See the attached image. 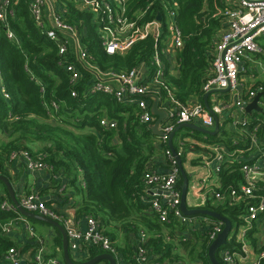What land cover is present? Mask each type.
I'll return each mask as SVG.
<instances>
[{"label":"trees","instance_id":"trees-1","mask_svg":"<svg viewBox=\"0 0 264 264\" xmlns=\"http://www.w3.org/2000/svg\"><path fill=\"white\" fill-rule=\"evenodd\" d=\"M53 1L61 8L66 21L85 32L82 43L90 62L102 70H150L152 37L135 42L125 54L109 55L96 32L91 14L81 12L75 6L76 0ZM226 6L224 0L126 2V16L137 22L152 20L159 13L165 25L167 11H174V20L184 44L174 53L177 72L173 74L169 71L170 65L166 62L165 77L170 89L182 100L202 94V84L211 70L216 33L224 26L223 10ZM13 13L9 18V28L16 40L8 39L5 28L0 25V127L9 137L7 142L0 144V174L7 176L4 163L9 162V156L14 151L43 154V161L52 174L61 172L71 177L70 183L81 194L76 216L92 215L99 221L105 233L114 241L120 263L138 264L137 251L143 247L148 264H211L207 254L211 242L207 226L202 224V230H191L172 211H169L168 221L165 222H160L154 213L148 212L149 194L143 179L147 171L155 169L154 157L163 154L167 144L152 132L149 125L138 121L134 104L117 101L110 95L87 92L89 73L71 54H58L56 43L35 25L28 9V0H15ZM70 61L76 64L82 75L74 86L76 96L70 94L73 87L63 67L65 62ZM258 85L264 91V80L251 85V88ZM1 87L9 98L3 97ZM52 100L58 102L57 110L50 107ZM257 115H262V112L255 111L247 116L252 118L247 132L236 137L224 134V138L216 139L221 131L219 128L215 135H206V141L223 142L229 153L246 149L249 145L248 132L253 130L261 138L260 147L264 149L262 128L255 129L257 120L254 117ZM104 116L115 120L116 127L109 129L100 125L99 120ZM173 146L177 150L174 142ZM226 156L219 170L220 185L217 189L221 192L237 188L243 180L241 165L244 160L238 158L239 155ZM179 157L182 163L185 152ZM164 165L169 167L166 157ZM79 175L81 181L77 185ZM181 183L179 173L177 187L180 190ZM2 199L10 200L8 194L0 195V201ZM205 207L227 217L232 224L233 231L228 234L226 243L215 253L219 264H222L219 257L222 248L234 251L240 248V243L236 241V230L244 225L246 204L244 201L233 204L227 198L221 204H206ZM196 215L215 220L211 216ZM19 216L21 214L17 208L0 209L1 224ZM186 230L191 234L195 231V241L179 234ZM56 231L58 235L53 244L61 252V234L59 230ZM167 236L175 240H167ZM250 236L251 231L248 238L255 246L256 238ZM11 246L17 247V244L0 227V260ZM258 251H264V244ZM99 253L98 248L88 246L86 258L82 260ZM55 254L53 250L51 255ZM259 264H264V258L260 259Z\"/></svg>","mask_w":264,"mask_h":264},{"label":"built area","instance_id":"built-area-1","mask_svg":"<svg viewBox=\"0 0 264 264\" xmlns=\"http://www.w3.org/2000/svg\"><path fill=\"white\" fill-rule=\"evenodd\" d=\"M13 2L15 0H0V25L5 28L8 39L16 40L14 32L9 28V18L13 16ZM127 0H76L75 6L83 13L91 14V20L96 25V32L102 38V45L107 54H125L131 46L147 37L153 38V51L150 59V70L141 71L140 68H131L126 71L112 69L102 70L88 59L87 51L82 43L84 35L76 25L66 21L61 8L53 0H28V9L35 25L57 45L59 55L71 54L74 59L89 73L90 83L87 92L90 94L110 95L115 100L134 104L137 108V118L142 124H151L154 117L150 111L152 99L148 94L156 95L158 107L165 110L166 115L160 125L163 135L159 137L167 144L169 134L182 123H191L199 120L206 129H211L216 124V117L224 111H233L238 118L232 124L241 125L240 131L247 132L248 121L245 106L254 96L263 90L261 85L256 88L246 87L240 82V65L245 58L252 54L263 53L264 49L259 44L258 38L264 33V0H234L226 2L223 10L224 26L219 40L214 48L213 59L209 76L202 84V93L228 91L230 98L218 100L210 105L195 102L189 105L185 100L177 97L166 82L165 70L168 62V53L180 49L184 44L182 33L175 23L174 11L168 10L165 25L161 19L153 18L149 21L137 22L129 19L125 14ZM175 58V55H173ZM72 84L71 96H76L74 86L81 79V72L74 62L63 64ZM41 91L43 87L41 86ZM4 98L9 94L1 87ZM264 107V96L260 100ZM50 107L57 110L59 104L52 100ZM100 125L113 129L116 121L108 117L99 120ZM262 128L264 137V123L257 121L255 129ZM250 148H256V160L241 165L243 180L237 188L228 191L213 192V197L218 204L227 198L230 203L244 201L246 213L244 225L239 233L240 248L238 251L224 249L221 254L222 264H238V254H244L247 249L246 234L251 227V222L264 215V149L253 130L248 132ZM210 155L216 162L217 171L225 160L228 152L221 143L210 145ZM179 156L182 151L177 150ZM169 167L166 172L151 169L145 173L144 184L150 194L148 198V212L154 213L160 222L168 221L169 211L186 224L189 229L205 225L208 228V237L212 241L222 230L221 221H211L204 218L185 215L180 209V189H178L179 167L169 149L164 150ZM21 160L27 169L41 170L48 168L43 161V154H31L27 150L14 151L9 156V161ZM19 205L28 212H33L59 222L65 229L68 250L75 252L80 258H86V248L94 246L101 253L114 256L116 264L118 259L117 248L114 241L107 235L99 221L92 215L85 217L86 227L78 229L65 216L64 212L48 205L35 191L23 194L18 199ZM1 210H16L15 204L9 199L0 201ZM25 222L29 239L32 245L25 251L9 247L3 254L0 262L7 264H65L62 259L48 253L44 240L36 234L28 224L25 217L20 216ZM4 233H8L9 224H1ZM26 255V257H24ZM264 258V251L258 253L257 259L251 264H259ZM138 264H148L145 249L139 247L136 255Z\"/></svg>","mask_w":264,"mask_h":264},{"label":"crops","instance_id":"crops-1","mask_svg":"<svg viewBox=\"0 0 264 264\" xmlns=\"http://www.w3.org/2000/svg\"><path fill=\"white\" fill-rule=\"evenodd\" d=\"M224 1L228 2L229 4L231 2H234V0H224ZM222 29L223 28L218 30L216 33V37L214 40L215 46L219 40ZM262 35H261L262 36L261 40H260V37H261L260 36L258 39V42L264 49V33ZM173 55H174V52L170 50V52L168 53L169 65H170V59H172V57L174 58ZM174 67H176V65H174ZM239 78H240V82L243 83L245 88L251 87V85L264 80V51L263 53H260V54H252L249 56V58H245L242 61L240 65ZM261 92H262V95L259 98L258 105L262 108V110L261 111L252 110L251 114L254 113L255 111L262 112V115H257L254 117V119L264 123V107H262L261 105L262 102H260L261 98L264 96V91H261ZM221 93L222 94L216 93V92H210V93H207V96H205L206 93H202L200 96L191 95V96L186 97L185 102L188 103L189 105H192L195 102H201L203 104H205L206 102L205 105L207 104L210 105L211 103L217 102L218 100L227 99L231 97V94L228 91H222ZM246 115L248 116L250 114L246 112ZM237 116L238 114L229 110V111L222 112V114L216 117V122L218 124V131H219V128L222 131V132L220 131L221 133L219 132V134L216 136V139H222L224 138L222 136H225V135L236 137L237 134L242 133L240 131V125L234 126L232 124V121L238 118ZM154 120H155V117H154ZM251 120L252 118L247 117L248 122H250ZM191 123L195 126L203 127L202 123L199 120H195L194 122H191ZM214 127L208 130H213ZM182 128H188V127H182ZM180 129L181 128H179L178 130ZM188 129H190L191 131H195V129L193 128H188ZM178 130L175 132V134L178 132ZM191 133L193 135L192 140H186L182 137H178V144H176L178 145L177 150H181L182 152H185L184 161L187 162L185 164L189 165V163L190 164L201 163L203 166L202 169H204V171L198 174L197 172L191 171L190 169H186L184 167L185 164L182 163V167H184L183 170L185 171V173L189 175V178L187 177L188 187H187L185 203L188 209L201 208V209L211 210L209 208H206L205 206L206 204L207 205H217L218 204L213 197L214 195L213 192L218 191L217 188L220 185V181H219V172L217 171L216 162L215 160L211 158L210 150L208 148L210 145H213L217 142L207 141L206 144H203L201 140L204 139L206 141V135L208 134L201 132L204 135V137H201V136L195 135L193 132ZM175 134L172 138V145H173V142L175 143ZM8 140H9V137L6 135V132L0 127V144L5 143ZM183 141L185 142L183 143ZM219 143L224 145L223 142H219ZM32 146H38V145L32 144ZM177 150L175 149V151ZM228 154L237 155V157L239 155L238 158L244 160V163L249 162V161L253 162L254 160H256L257 149L256 148L252 149L250 147H247L246 149L229 151ZM164 161H165L164 154H158L157 156H155L154 157L155 169L161 172H166L168 168L165 167ZM4 164H5L4 167L7 172V176L2 175V174L0 175L5 177L6 180L10 183L17 200L23 194L30 192V191H35L40 195L41 198L45 200V202L48 205H51L55 209L64 212L65 216L69 219L70 223H72L74 226H76L80 230L85 229L86 227L85 217L86 216H81V217L76 216V209L81 201V194L78 192V189L76 188V186L70 183V180H71L70 176L67 177L64 175V173H61V172L52 174L49 168L31 171L26 168L24 162L21 160H13V161L5 162ZM79 181H81V175L78 176V180L76 182L78 183L77 185H79ZM147 193L149 192L147 191ZM4 194L9 195V192L7 190L6 183L0 180V195H4ZM148 197L150 198V194L148 195ZM9 198H10V195H9ZM199 215H202V214H199ZM190 216H195V217L204 218L206 220H211L207 217L197 216L196 214L190 215ZM25 218L28 224L34 230H37L35 227L36 222H40L42 224H46L47 226L51 227L49 229L44 228V230H46L45 232L46 234L44 235L39 234L36 231L35 232L36 234H38V236H41L43 238L44 245L47 248L48 253H51L53 250H55L56 251L55 256L63 260L62 249L60 252L59 249L53 244L54 238L58 235L56 230H59V229L41 220L35 219L36 221L33 222V221H30L28 217H25ZM213 221H218V220L215 219ZM7 223L9 224L10 231L6 234L11 238V240L15 244H17V247L15 246L13 247L17 249H21V251L23 250L25 251L27 248H29L32 245V240L29 239L26 224L21 219V217L19 216L13 220H8ZM196 226H197L196 228H192L191 230H202V228H204L201 225L200 226L196 225ZM242 226H239L238 229L236 230L237 232L236 241L239 243H240L239 233H240V230L243 228ZM232 229L233 228L231 227V231L229 233L233 231ZM249 231H251L250 237L256 238L255 246H252L251 241L248 238ZM179 234L187 237L191 241H195V234H196L195 231L194 233L191 234L189 233V231L186 230L184 232L183 231L180 232ZM169 236L166 237L167 240H175V239L170 238ZM246 240H247L246 241L247 249L244 254H238V257H237L238 264H251L253 260L257 259V256L259 253L258 249L262 244H264V215L259 217L257 220H254L251 222V227L248 229L247 234H246ZM224 249H229V248L225 247L219 251L220 259H221V254L224 251ZM69 253L71 255V258L74 261L76 262L84 261L82 260L83 258H80L75 252L71 253L69 251ZM24 257H26V255H24ZM0 264H7V263L0 262ZM195 264H199V262H196Z\"/></svg>","mask_w":264,"mask_h":264},{"label":"water","instance_id":"water-1","mask_svg":"<svg viewBox=\"0 0 264 264\" xmlns=\"http://www.w3.org/2000/svg\"><path fill=\"white\" fill-rule=\"evenodd\" d=\"M156 19L160 20L161 19V15L158 13L156 15ZM141 71H143V68H141ZM262 95V92H258L254 98L245 106V111L248 114H251L252 110H259L261 111L262 108L258 105V101L260 96ZM205 96H207V93L205 94ZM147 97L152 99L151 105H150V111L152 113V115L155 117V120L149 124L150 129L152 130V132L158 136L161 137L163 135L162 130H160V125L161 122L163 121V118L166 115L165 110L160 109L158 107V98L156 95L153 94H148ZM206 104V102H205ZM182 127H188V128H193L199 132L208 134V135H215L218 131V124L216 122L215 127L213 130H208L206 128L203 127H198L193 125L192 123H182L177 125L174 130L169 134L168 136V147L171 150L172 154L174 155L176 161H177V165L179 167V172L181 174L182 177V183H181V195H180V209L182 211L183 214L185 215H195V214H202V215H208L213 217L214 219L221 221L223 223V228L222 230L217 234V236L210 242L209 246H208V250H207V254L208 257L210 259L211 264H219L218 260L216 259L215 253L216 250L224 245L226 243V239L227 236L229 234V232L231 231V227L232 224L230 222V220L225 217L222 216L220 213L213 211V210H208V209H201V208H192V209H188L185 203V199H186V193H187V187H188V179L187 176L185 174V171L183 170L182 167V163L180 160V157L177 155L173 145H172V138L175 134V132ZM0 180L4 181L6 183L7 186V190L9 192L10 198L12 200V202L15 204L17 210L20 212V214H22L25 217L28 218H33V219H37V220H41L44 222H47L55 227H57L59 229V231L61 232V241H62V257H63V261L65 262V264H95L98 261H105L107 264H116L115 258L113 255L109 254V253H99L97 255H95L92 258L86 259L82 262H76L74 260H72L71 255L69 253L68 250V240H67V236H66V232L64 227L57 221L33 213V212H28L25 209H23L19 203L17 198L15 197V194L12 190V187L10 185V183L6 180L5 177L0 175Z\"/></svg>","mask_w":264,"mask_h":264},{"label":"rangeland","instance_id":"rangeland-1","mask_svg":"<svg viewBox=\"0 0 264 264\" xmlns=\"http://www.w3.org/2000/svg\"><path fill=\"white\" fill-rule=\"evenodd\" d=\"M82 34H85V32H83ZM262 35V34H261ZM260 35V36H261ZM259 36V37H260ZM263 36V35H262ZM262 36L260 37V40H261V38H262ZM259 39V38H258ZM174 60V61H173ZM174 65H176V60H175V58H173L172 57V59H170V68H169V71L170 70H172L171 72L173 73V74H175V72H177V66L176 67H174ZM166 67V66H165ZM165 73H166V70H165ZM166 78V77H165ZM191 132H193L195 135H198V136H201V137H204V135L202 134V133H198V132H195V131H191L190 129H188V128H181L180 130H178V132L175 134V144H178V137H182V138H184V139H186V140H192V138H193V135H192V133ZM201 142L203 143V144H206L207 143V141H205L204 139H202L201 140ZM176 146H178V145H176ZM182 163H187L186 161H183ZM184 167L186 168V169H190L191 171H194V172H197L198 174H200L202 171H204V169H202V164L201 163H195V164H190L189 163V165H187V164H185L184 165ZM183 167V168H184ZM194 177V176H193ZM35 227H36V229L37 230H35L37 233H39V234H46L45 232H46V230H44V228H51L50 226H47L46 224H42V223H40V222H36V224H35ZM105 262L103 261V260H101V261H98L97 263H95V264H104Z\"/></svg>","mask_w":264,"mask_h":264}]
</instances>
